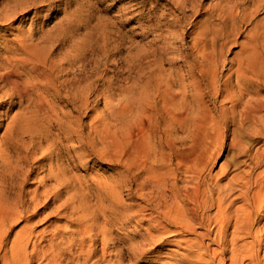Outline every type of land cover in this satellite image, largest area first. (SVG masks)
<instances>
[{
    "label": "rangeland",
    "instance_id": "374dc122",
    "mask_svg": "<svg viewBox=\"0 0 264 264\" xmlns=\"http://www.w3.org/2000/svg\"><path fill=\"white\" fill-rule=\"evenodd\" d=\"M247 57L264 73V0H0V71L13 75L9 78L19 86L34 81L37 73L43 78L42 74L52 77L51 86L40 87L42 92L38 85L30 87L32 96L38 92L47 100L49 104L45 106L50 115L47 118L41 111L26 122L25 126L34 130V141L23 136L18 153H10L16 159L13 166L19 164L15 166L17 179H29L31 185L25 186V190L46 182L51 191L60 192L59 198L67 201L66 212L74 208L78 214H99L103 206L118 196L122 205L119 203L115 210L119 215L134 209L141 202L134 194L137 186L124 160L127 135L134 120L140 117L139 107L150 103L159 88L168 86L178 92L183 85L189 97L186 96L192 100L194 114L206 110L214 114L222 97H212L213 84L223 88L231 74L230 81H234L232 72ZM16 102L7 117L0 118V134L9 117L21 111L22 105ZM6 107L0 108V113ZM204 113L203 116L210 114ZM46 120L52 121L48 124ZM178 135L184 138L186 133ZM220 138V157L209 166L212 175L219 172L222 159L231 160L232 156L224 148L225 140ZM49 149L48 160L44 155ZM50 165L64 168L61 180L67 185L65 190L61 191L51 180L53 177L46 176ZM225 181L219 180L223 184ZM56 202L54 205L58 206L60 201ZM48 211L43 212L44 216ZM43 213L39 221L38 217L33 220L38 222L33 225L26 252H30L35 238L47 247L50 231L68 225L64 219L56 218L63 212L54 211L47 220L42 219ZM125 220L121 217L104 228L113 225V229H118L124 222L126 227L120 235L141 244L143 241L135 237L145 225ZM22 224L19 221L13 226L9 240ZM177 246L140 250L123 262L170 263L174 261L172 254L183 251ZM28 257L29 264H44L42 259Z\"/></svg>",
    "mask_w": 264,
    "mask_h": 264
},
{
    "label": "bare ground",
    "instance_id": "6f19581e",
    "mask_svg": "<svg viewBox=\"0 0 264 264\" xmlns=\"http://www.w3.org/2000/svg\"><path fill=\"white\" fill-rule=\"evenodd\" d=\"M241 62L232 72L233 83L231 74L223 82V88L213 84L212 97H222L214 114L209 110L206 111L210 114L205 112L204 116L203 111L200 115L194 114L192 100L185 94L183 85L178 92L168 86L161 87L150 103L139 107L140 117L134 120L127 135L124 161L136 183L134 194L141 204L136 202L132 210L125 205L128 211L121 215L115 210L119 203L122 205L119 196V200L112 198L113 201L103 206L99 214H78L74 208L66 212L67 201L59 198L60 192L51 191L46 182H38L33 189L25 190L31 183L27 182L29 179H17L15 166L19 164L13 166L16 159L10 153H18L23 136L32 139L34 130L28 124L25 126L26 122L41 111L49 117L45 106L49 103L41 93L32 96L30 87L38 85L41 91L40 87L51 86L52 77L42 74L43 78L37 73L34 81H25L19 86L9 78V72L0 71V108L7 105L0 118L7 117L14 107L16 100L12 102L13 99L22 105L19 113L9 117L0 134V264H29L28 256L42 259L44 264H123L125 257L163 245H178L183 251L171 255L173 262L160 264H264V73L249 57ZM249 81L250 89L246 84ZM46 121L49 124L52 120ZM179 132H185L186 136H179ZM220 136L232 156L231 160L222 159L219 172L212 175L209 166L223 147ZM49 150L43 154L48 160L51 159ZM52 165L47 168L46 176L53 177L51 180L61 191L65 190L67 185L61 180L64 168ZM221 179H226L224 184L219 182ZM56 200L60 201L58 206L54 205ZM46 209L49 211L44 216ZM54 211L63 212L56 218L64 219L68 225L50 231L47 247L35 238L30 252H26L39 215L43 213L42 219L47 220ZM36 217L38 221L33 222ZM121 217H126V222L145 225L135 237L143 241L141 244L120 235L126 227L124 222L118 229H113V225L104 228ZM19 221L23 223L20 230L9 240L11 229ZM176 236L181 237L176 240Z\"/></svg>",
    "mask_w": 264,
    "mask_h": 264
}]
</instances>
